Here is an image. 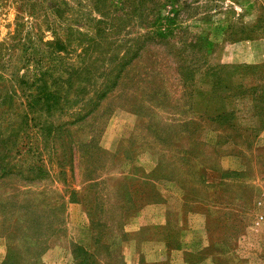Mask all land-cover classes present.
Listing matches in <instances>:
<instances>
[{"label": "rangeland", "instance_id": "374dc122", "mask_svg": "<svg viewBox=\"0 0 264 264\" xmlns=\"http://www.w3.org/2000/svg\"><path fill=\"white\" fill-rule=\"evenodd\" d=\"M63 1L66 6L59 0H0V65L6 68H2L6 79L10 77V67L15 63L17 66L26 65L32 60L31 50L43 46L44 40H52V33L60 35L68 28L86 31L91 27L90 20L84 18L83 13L75 14L80 10L90 11L87 0ZM213 1L209 16L203 14L206 0L199 1L201 9L194 16L187 15L186 11L180 13L177 22L183 27L181 30L200 34L218 45L211 59L213 62L244 66L259 64V71H264V61L253 62L254 55L264 59V0ZM71 6L76 10L73 15L70 14ZM85 16L96 17L91 11ZM259 18L263 21L257 30L262 34L257 38L234 43L224 41L230 26L249 28ZM22 49L25 53L21 52ZM167 52L160 43L147 44L123 77L121 85L107 94L84 119L65 124L66 132L61 134V140L56 138V142L48 143L35 128L36 140L31 139L32 152L28 155L24 152L28 151V139L24 140L21 132V153L6 150L5 143L0 141V154L7 153L12 157L9 162L7 156L4 160L0 158V209L3 207L4 210L5 204L25 203L27 208L35 210L34 215H39L40 224H46L50 219L62 224L63 229L53 234L44 225L42 232L48 239L42 246L44 250L39 252L40 264H51L56 258H61L62 253L58 257L56 253L63 246L69 254V261L65 264H73L71 245L79 244L93 250V227L96 229V223L109 226L113 220L117 222L118 214L123 215L120 222L126 235L122 237L114 230L112 236L119 240L122 255V244L128 235L126 228L132 218L138 214L149 231L148 209L152 202L173 195V189L168 186L172 179L196 192L197 196L218 198L221 204L229 203L235 211H224L221 204L215 210L207 209L209 233L220 242L213 246L214 252L220 253L229 245V248L238 249L242 234L250 237L251 243H255L254 251L264 260V218L259 219L260 214L264 216V127L256 137L251 131L235 137L237 131L222 127L214 130L215 124L202 120V127L199 124L196 129V134L201 137L192 135L190 138L188 129L191 126L183 119L191 117L194 120L199 114L195 106L184 105V98L179 96L180 91L189 88V84L181 87L178 78L165 66L162 58L170 59L166 58ZM71 58H74V53ZM170 65L174 66L172 62ZM136 74L139 77L134 81ZM196 87H203V84L198 81L190 89ZM164 91L168 95L162 98ZM88 97L95 98L93 93H87L84 99ZM162 100L166 102L163 107ZM83 105L84 102L71 111L55 112L51 117L43 116V119L50 121L52 126L77 119L85 113ZM235 108L241 114L238 115V127L251 122L247 120L249 105L246 99L239 101ZM18 110L8 108L0 119V139H5L18 126ZM225 134L234 138L230 141ZM69 138L71 143L66 142ZM22 155L31 160L40 157L47 170L46 176L33 182L22 180L17 173L23 169H19L17 163L13 165L16 161L23 163L19 161ZM5 163H8L7 173L12 174L2 177L5 171L1 167ZM58 171L64 172L65 183ZM124 174V179L119 178ZM129 174H132L131 179L127 178ZM89 175L92 178L98 176V181H88ZM218 176L223 177L219 182ZM209 179L214 180L205 183ZM71 190L73 200L67 202L64 210L52 213L50 208L54 206V200L64 193L67 198ZM45 199L51 203L41 202ZM92 206L97 207V212L91 219L88 210ZM15 214L11 213V216ZM96 219L100 220L96 222ZM19 230L23 231L22 227ZM5 231L0 230V264L6 254V244L12 242L7 236L10 230ZM32 232L37 238H42L38 228ZM154 232L161 237L164 234L162 227H157ZM15 241H22V238ZM232 255L220 258V264H244ZM100 258L113 263L111 255ZM163 262L169 264V259Z\"/></svg>", "mask_w": 264, "mask_h": 264}, {"label": "trees", "instance_id": "16d2710c", "mask_svg": "<svg viewBox=\"0 0 264 264\" xmlns=\"http://www.w3.org/2000/svg\"><path fill=\"white\" fill-rule=\"evenodd\" d=\"M199 1L201 0H87L91 13L96 15L93 18L85 16L90 11L86 13L79 9L80 12L75 13L76 10L71 6L70 14L83 13L82 16L90 20L91 27L89 26L86 31L68 28L66 32L59 33L60 35L52 33V40H44L43 46L31 50L32 60L26 65L17 66L15 63L10 67L11 73L8 79L5 78V71L2 70V68L6 69L5 66L0 65V119H3L8 108L19 109L16 113L18 126H15L5 139H0L6 145L5 149L21 153L20 145H23L20 143L23 140L19 137L21 132L24 140L28 139L26 142L28 151H24L28 155L32 152L31 139L34 142L36 140V134L33 132L35 128L40 132L41 137L48 140V143L56 142V138H60L61 134L66 132L65 124L69 125L84 119L107 94L121 85L130 66L149 43H160L167 48L166 58L170 57V59L162 58L165 66L178 78L181 87L189 84V88L180 91L179 96L184 98V105L191 104L198 108L197 119L193 120L191 117L183 119L191 126L188 129L190 138L192 135L201 137L196 134V129L199 124L202 127V120L215 124L212 128L214 130L222 127L237 131L235 137L248 131L256 137L264 127V71H259V64L244 66L213 62L211 59L218 45L200 34L181 30L183 27L177 22L180 13L186 11L187 15L194 16V13L201 9ZM214 2L213 0L204 2L203 14L209 16L212 10L211 4ZM59 3L67 5L63 0H59ZM262 21L261 18L257 19L249 28L230 26L226 30L224 41L234 43L257 38L262 34L257 30ZM135 27L138 29H134ZM21 52L25 53V49ZM72 53H74L73 59ZM171 62L174 66L170 65ZM138 77L139 75L136 74L134 81ZM198 81L203 87L190 89ZM71 92L73 96H70ZM87 93H93L95 100L92 97L84 99ZM166 94L165 91L162 92V98L166 97ZM244 99L249 105L247 120L251 123L238 127V115L241 114L235 106ZM82 102L85 113L77 119L56 126L43 119V116L51 117L55 112L71 111ZM165 104L166 102L162 100V107ZM85 106L92 108L88 109ZM234 136L225 134V138L230 141ZM185 139L189 140L188 137ZM66 142L71 143V139ZM62 154H60L61 158H63ZM6 156L7 153L0 154L3 160ZM27 158L22 155L19 161L23 163L17 161L13 163V165L19 164V169H23L18 171V176L25 182L43 179L47 170L41 158L37 160ZM8 159L12 160V157L8 155L9 162ZM29 160L31 162L28 163ZM4 166L1 170L5 172L1 176L12 174L7 173L8 163ZM58 175L63 176L61 181L65 183L64 172L58 171ZM92 177L87 176L88 181H98V176ZM127 178L131 179V176ZM73 194L71 190L67 198L65 193L59 195L54 200V206L50 208L52 213L54 210H64L67 202L73 200ZM130 199L132 200V197ZM41 202L51 203L47 199ZM4 207H6L4 210L3 207L0 209L3 212L0 215V230H3V233L6 232L5 230H10L7 236L12 242L6 244V254L1 264H40L39 252L44 250L42 246L48 239V237L45 239L42 232L44 225L45 229L53 234L63 229L62 224H57V221L52 219L46 224H40L39 215H34L35 210L27 208L25 203L11 206L5 204ZM88 212L92 219L97 207L92 206ZM11 213H16V216H11ZM116 218H118L117 222L113 220L109 226L101 222L96 223V229L93 227L95 232L93 250L85 249L79 244L71 245L73 264H125L120 251L121 244L115 236H112L114 230L122 237L126 235L120 222L123 215L118 214ZM99 220L96 219V222ZM21 227L23 231L19 230ZM35 228L41 231V239L32 232ZM29 230L32 233H29ZM18 238H22V241H15ZM108 255H111L113 263L100 258Z\"/></svg>", "mask_w": 264, "mask_h": 264}, {"label": "crops", "instance_id": "0c3cea01", "mask_svg": "<svg viewBox=\"0 0 264 264\" xmlns=\"http://www.w3.org/2000/svg\"><path fill=\"white\" fill-rule=\"evenodd\" d=\"M254 56L253 62L264 61L257 55ZM125 176L126 174L119 178L124 179ZM129 176L132 174L127 175ZM222 179L218 176V182ZM211 180L214 179L206 180L205 183H211ZM168 183L173 189V195L152 202L148 209L150 230L148 231L138 214L126 228L128 235L122 244L125 264H156L166 259H169V264H220V258L232 254L244 264H264V260L254 251L255 243H251L249 236L242 234L239 236L241 245L238 249L229 248V245L227 249L220 250V253L214 252L213 246L220 242L209 233V216L206 211L217 209L221 202L218 198L205 199L197 196L196 192L174 179ZM221 206L224 211H234L229 203ZM157 227H162V237L154 232ZM61 253L62 257L56 258L51 264H65L69 261L65 246L56 253V257Z\"/></svg>", "mask_w": 264, "mask_h": 264}, {"label": "built area", "instance_id": "2783aa9c", "mask_svg": "<svg viewBox=\"0 0 264 264\" xmlns=\"http://www.w3.org/2000/svg\"><path fill=\"white\" fill-rule=\"evenodd\" d=\"M264 216L262 214L259 215V219L263 220Z\"/></svg>", "mask_w": 264, "mask_h": 264}]
</instances>
